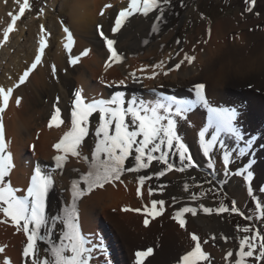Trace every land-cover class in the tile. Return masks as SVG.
Masks as SVG:
<instances>
[{
	"label": "bare ground",
	"instance_id": "obj_1",
	"mask_svg": "<svg viewBox=\"0 0 264 264\" xmlns=\"http://www.w3.org/2000/svg\"><path fill=\"white\" fill-rule=\"evenodd\" d=\"M28 2L32 6V0H28ZM128 2L129 0H64L61 3L60 12L58 14L47 17V20H45L46 18L40 20L33 17L31 20L33 24L27 27L30 28V31L27 33L24 32V29L28 23L24 20L27 17V13L31 10V7L26 10L23 17L20 15V9L23 7L25 0H15L13 2L12 0H2L0 2V56L4 55L5 51L9 50V46L14 43H20L21 38L26 39V43L30 42L28 48L26 45L23 48L26 50L24 53L17 51L15 55L11 56L10 60L7 59L6 61L3 59V62L6 61L5 63L1 62L2 60L0 59V88H13V99L22 98V106L17 110L12 104L13 100H11V96L7 110L0 116V121H2L5 115L9 116V114H12L14 111L17 113L12 120L7 119L5 123H3L6 149L8 150V144H10V148L14 149L12 152H15L13 153L12 159L15 167L11 170L10 174L12 183L18 188L23 185L27 187L31 181L32 170L36 166V163L42 164L44 167L52 164V152L45 153V156L42 153L43 156L39 159L38 156L35 157L30 155V153H26V143L35 140L34 138L36 137L37 141L35 140L34 142H36L37 148L42 149L40 151L44 152L49 148L47 147L49 141L58 140V137H61L70 129V119L64 124H61L60 127H49V121L55 107L61 108V119H64L65 115L70 116V109L74 98L73 94L77 89L83 90V95L87 101H91L93 98L96 99L97 96L93 95V90H101L105 98H109L115 91L123 90L126 91L128 96H136L138 98H144L149 102H154L156 99H162L163 96L172 95L168 93L171 92L168 88L171 90L178 89V94L173 92L174 95L177 94L175 95L177 98L193 100L195 98L194 93L189 90L195 83H204L206 86L205 94L210 102V106L228 108L233 106L240 107V104H242L243 107L247 105V112L242 108V114L239 116L237 123L246 134L259 137L254 147L255 164L253 171L254 184L260 186L261 183L264 182V32L257 29L259 31L253 34H246L244 39L245 43L241 46L238 45V43L231 44L223 40L221 41L223 43L218 45V50L215 51L210 49H200L198 51V49H196L197 47L193 48L192 42L197 41L199 43L200 41V43H202V39L205 40L207 38L211 41L213 35L215 38L220 33L218 37H221L223 34L221 32L228 28V25L229 28L235 27L233 21L232 23L222 21L220 23L218 22L219 24L215 26V30H208L206 26H202L199 29V37H196V35L189 37L188 44L184 43V41L182 44L177 45L174 51L170 50L169 52L166 51L167 49L165 50V47L167 46L168 39L172 37L175 30L169 27L170 15L168 13H166V21L162 25L159 33H151L152 21L149 18H143L138 15L130 18L131 22L126 23L125 27L122 28L119 33H110L109 29L114 25V16L118 15L119 11L123 7H126ZM59 3L60 0L53 1V4L56 6H58ZM106 4H111L112 8H104ZM102 10L107 13L105 16L100 15ZM60 14L69 15V22L66 23ZM45 16H47V14ZM41 25H44L47 32L49 29L53 34L55 33V41H48V47L45 49V55L42 57L41 65H38L37 69L30 74L28 80L23 85L15 87V85L19 83L20 76L31 66L37 54ZM98 25H103V30L109 35V38L116 39L117 44L114 45V47H117L118 53L123 57L120 64L113 63L111 67L106 66L109 53H107L105 45L98 34ZM65 27L70 29L73 33V55H80L85 49H90L88 56H84L85 58L81 56L80 61L76 65L68 63L69 54L63 49V44L66 42L64 39L65 34L63 33V28ZM248 27H250V25ZM238 35L231 37V39H233L232 41H237ZM145 40L148 41L147 44L144 43ZM55 46H57V48ZM201 47H203L202 44ZM18 49L19 48H17V50ZM223 50L226 52L224 53ZM133 54H136V57L139 59L138 69L133 68L136 64V58H134ZM185 54L194 55L196 57L194 63L189 65L185 62L179 69H176L174 67L175 64L183 59ZM152 58H156L157 63L163 61L164 67L162 70L154 69L153 66L148 64L152 61ZM53 64H55L57 68L55 76L51 74V66ZM153 71L158 74L155 78H150L152 77ZM133 72L141 78L140 82H133L130 76ZM165 73L167 74L165 75ZM94 74L96 75L94 76ZM98 76H100L99 79ZM202 79H204L205 82H201L200 80ZM121 80L125 81V85L121 86L119 84ZM102 82H107V85ZM209 118L210 113L207 108L202 105H194L192 110L188 113V122H181L179 125V134L189 146L194 160H196L201 167L196 170H189V172L185 173L173 171L166 174V176L159 181L153 179V181L150 180L149 182L152 181L155 187L160 183L167 185L162 193L166 190L167 192L163 195H161V192H156L158 197L168 196V191L174 192L178 196L176 197L177 203L174 204L173 200L170 201L169 211L171 210V212L169 214H175L176 211L184 206L193 207L197 210V221L199 223H205L207 225V230L212 236H223L230 230L227 221L216 220L212 223L209 222L207 215L215 216V211L212 214H205L200 209V205L203 204L213 209H216L218 206L216 202L208 199L203 193L199 195L193 193L195 189L194 183L200 182V185H206L207 183H204V181L213 179V185H219L225 188L241 206H244L249 197L242 177H224L223 166L218 154H215L216 176L210 177L207 175L210 170L207 169L205 160L198 148V133L203 127L208 125ZM36 130H40L41 132L38 137L35 136ZM9 135L13 138L12 144L11 142L7 143V141H9ZM228 137L229 136L225 135L223 139L226 144L231 147L233 145V140ZM86 141V145L83 146V155H90V148L88 145H91L94 149V139L90 137L86 138ZM240 146L242 147L243 145L241 144ZM248 159L249 157L246 155L240 162L231 164V169L235 170L240 164L246 163ZM82 163H85L82 158L70 157L66 169L71 170L73 166H79V164ZM175 163L178 165V159L175 160ZM130 165L131 159L126 162V166ZM159 167V165H156L155 168H150L146 170V172L150 174L158 170ZM51 169L52 168L47 167L46 170ZM29 173L30 176L27 178ZM64 174L65 176L63 178H61L58 173L55 174V184L54 188L49 193L47 208V212L50 216L58 214L64 206L65 202L62 201L64 196L68 203H70V200L67 199L68 187L64 185V179L68 177L72 179L79 177V171H66ZM142 174H145V172L133 173L125 176L124 179L127 183L126 185H128L127 189L122 186H118V188L114 189L111 186L112 184H110L105 185L103 188L96 189L86 197L81 198V201L78 203V209L82 222L81 224L86 233L100 217L103 204L109 205L110 203L125 201L128 198L126 191H132L131 187L134 181H137L139 175ZM179 180H184L185 183L189 185V191L185 192L183 190L184 185H177L175 191L169 186L171 183ZM145 186L143 187L145 188ZM65 188L67 189L64 192ZM192 194L197 195L196 200L191 199ZM117 206H119V204ZM165 214L164 220H167V215ZM189 214L190 213H186L183 217L185 219L183 228H181L179 224H174V221L167 222L163 227L154 228L153 221L152 225L150 224L146 231L151 228V231L155 232L157 235H164V233L168 234V239H171V243H168L170 250H176L179 244L180 246L178 248L186 247L187 244H193V246H195L192 239L188 241L187 238L182 235L189 225ZM105 216L116 228L117 232H115L117 234H114V236H122L121 232L123 233V230H127L121 225L122 222L120 223L117 217L132 218L128 216L127 213H120L118 210L115 214L106 213ZM137 216L134 218L136 219ZM198 219H202V222ZM8 227V225H0V240H6V249L8 250V254L5 253L7 255H5V258H9L8 260L15 264H22V262L27 263L23 258L22 249L21 253H18L19 258L17 257L16 248L20 241L17 242L16 240H18L19 237L5 235ZM13 227L16 228L15 225H13ZM142 231L144 230L142 229ZM172 232H175L179 236L178 238L175 235V237L178 238L177 245L174 244L175 241L173 243L174 236ZM225 242V247H229L227 246L229 243L227 241ZM119 245L125 248H120ZM119 245L118 249L129 252L128 249H126L129 247L126 243H121ZM193 246L189 247L187 250L190 251ZM1 254L2 253H0V259H4V255L2 257ZM223 254L224 253H222V255ZM119 256L123 259V264H126V256L122 254ZM153 258L148 260L145 264H158L157 262H152L154 260ZM119 264L121 263L119 262Z\"/></svg>",
	"mask_w": 264,
	"mask_h": 264
},
{
	"label": "snow or ice",
	"instance_id": "obj_2",
	"mask_svg": "<svg viewBox=\"0 0 264 264\" xmlns=\"http://www.w3.org/2000/svg\"><path fill=\"white\" fill-rule=\"evenodd\" d=\"M252 3L254 5L255 0H252ZM170 6V0H129L127 6L114 16V25L109 31L112 34L119 33L126 23L131 22L130 18L138 15L152 21L151 33H159L166 21V13ZM30 7L28 0H25L20 9L21 17ZM104 8L111 9L112 5L106 4ZM106 14L103 10L100 12L101 16ZM97 28L109 53L106 66L111 67L112 63L120 64L123 57L118 53L117 47H114L117 44L116 39L109 38L103 30V25H98ZM63 33L66 41L63 49L69 54L68 63L76 65L81 56H87L90 50L85 49L80 55H73V33L66 27L63 28ZM49 36L50 33L46 31L44 25H41L37 54L31 66L20 76L19 83L15 87L23 85L38 65H41L45 49L48 47ZM144 43L147 44L148 41L145 40ZM195 59L194 55L185 54L174 67L179 69L185 62L192 65ZM153 67L162 70L163 61ZM56 73L57 68L53 64L51 74L55 76ZM157 74L153 71L150 78H155ZM130 76L134 83L141 80L134 72ZM119 84L123 86L125 81L121 80ZM205 89L204 83H195L190 89L194 93L193 100L177 98L172 94L156 99L154 102L128 96L123 90L115 91L109 98L87 101L83 90L77 89L73 94L70 116L65 115L64 119H61V108L55 107L50 117L49 127L53 125L60 127L69 119L71 125L70 130L54 145L59 153L53 157L55 166L47 171L39 166L35 167L30 185L24 195H18L19 189L14 188L5 179L13 165L11 154L6 153L4 128L0 121V213L5 217V221L10 219L12 224L18 230H22L26 236L22 255L27 264H92L94 252L98 250L97 244L82 232L78 203L81 198L86 197L95 189L103 188L116 181L122 182L121 177L126 172H145L138 177L140 187L137 188V195H141L140 188L147 181L153 179L159 181L173 171L185 173L199 169L201 165L194 160L189 146L179 134L180 123L188 122V113L194 105H202L210 113L208 125L198 133V148L207 169L210 170L207 175L216 176L215 154H218L223 166L224 177L243 178L247 195L254 202L256 218L264 219V186L254 184L253 171L254 147L259 137L246 134L238 125L237 121L242 114L243 106L212 107L206 97ZM13 91V88H0V113H3L8 106ZM16 103L19 105L20 98L16 99ZM93 117L96 119L93 120ZM225 135L233 140L231 147L223 139ZM90 137L94 139V149L88 145L91 156L89 170L86 173H80L78 179H71L70 203L66 200L59 213L50 216L46 208L49 193L54 188L55 174L63 175L66 171H79L66 169L70 157L82 158L86 163L89 161V156L83 155V146L87 143L86 138ZM246 155L249 157L246 163L240 164L235 170L231 169V164L240 162ZM130 159L131 165L126 166V162ZM176 159L179 161L178 165L175 163ZM156 165L160 166L158 170L150 174L146 172L150 168H155ZM204 183L211 186L214 181L208 179ZM166 187L167 185L163 183L158 184L156 188L149 187V195L152 196L156 192L162 193ZM183 190L189 191L187 183L184 184ZM191 199L196 200L197 195L192 194ZM173 203H177L175 197H173ZM164 208L165 200L152 199L151 206L143 209L144 225H149L148 217L155 219L162 215ZM200 209L205 214H212L215 211L216 215H220L231 211L248 221L253 219L251 215H245L237 206L236 201L232 202L230 209L223 203L216 209L201 204ZM124 210L129 211L130 209ZM133 211L141 212L142 210L137 208ZM186 213L195 216L197 210L184 206L175 212L173 219L179 223L181 228L185 225L183 217ZM2 222L4 221H0ZM236 231H242L244 235L238 239L237 250L228 251L225 260L231 261L232 264H252V262L264 264V233L251 226L242 228L238 226ZM222 238L228 239L227 237ZM191 239L195 242V246L180 257L178 264H204V262L211 264L209 254L202 248V243L208 241L201 242L195 234L191 236ZM3 251L4 249L0 248V252ZM152 255V247L137 251L135 264H145L146 259ZM4 264H11V262L6 259Z\"/></svg>",
	"mask_w": 264,
	"mask_h": 264
},
{
	"label": "rangeland",
	"instance_id": "obj_3",
	"mask_svg": "<svg viewBox=\"0 0 264 264\" xmlns=\"http://www.w3.org/2000/svg\"><path fill=\"white\" fill-rule=\"evenodd\" d=\"M1 1L2 0H0V2ZM13 1H15V0H12V2ZM53 1L54 0H32L31 10L27 13V17L24 20L26 23H28V24H26V28L24 29L25 33L30 31V28H27V27H29L33 24V22L31 21L33 17L40 19V20L42 18H46L45 20H47V17L54 16L55 14H58L60 12L61 3L64 0H60V3L58 4V6L53 4ZM170 5L171 6L167 11V13L170 15L169 27L174 29L175 31H174L172 37H170L168 39L167 46L165 47V50L167 49L166 51H169V52H170V50L174 51L175 47H177V45H179V44H182L184 41H185L184 43L188 44L189 43L188 42L189 37H192L194 35H196V37L197 36L199 37V29L202 26L203 27L206 26L208 28V30H210V29L215 30V26L222 21L223 22L227 21V22H231V23L233 21L234 26L236 28L235 27L229 28V25H228V28H226L223 32H221V33H223L222 34L223 37L222 36L218 37L220 34L219 33L215 38L213 35V38L211 41L208 40V38H207L205 40L202 39V43H200V41H199V43L197 41L192 42L193 48L197 47L196 49H198V51L200 49H208V50L210 49V50L215 51V50H218V47H219L218 45H220V43H223V42H221L223 40L227 41L231 44L238 43V45L241 46L245 43L244 39H245L246 34H248V33L253 34V33L259 31L257 29H260L261 31L264 32V0H255L254 5L252 3V0H170ZM249 8H251V11H249ZM41 9H43L42 12H41ZM46 14H47V16H45ZM60 16L63 17V19L65 20L66 23L69 22V19H70L69 15L60 14ZM248 24L250 25V27H248L249 26ZM203 31H204V28H203ZM250 31H252V32H250ZM48 32L50 33L48 41H53L56 38L55 33L53 34V32L49 31V29H48ZM236 35H238L237 36L238 40L232 41L233 39H231V37L236 36ZM216 38H218V39H216ZM14 40H16V39H14ZM26 41H27L26 39L21 38L20 43L18 42L19 44L14 43L13 45L9 46V50H8L9 52L8 51L4 52L5 57H4V55L0 56V59L2 60L1 62H3V59H5L6 61H7V59L10 60L11 56L15 55L17 51L24 53L26 51L23 49L25 47V45L27 46V48L30 46L29 45L30 42L26 43ZM205 43H207V44H205ZM201 44L203 45V47H201ZM19 45H21V46H19ZM55 47L57 48V46H55ZM17 48H19V49L17 50ZM225 52L226 51H224V53ZM87 56H85V57H87ZM133 56H134V58H136V64H135V66H133V68L138 69L139 68L138 67L139 66V59H138V57H136V54L135 55L133 54ZM82 57H84V56H82ZM5 62H3V63H5ZM156 63H157V59L152 58V61H150L148 64H150L151 66H154ZM112 65H113V63H112ZM131 67H132V65H131ZM95 75L96 74H94V76ZM99 77L100 76H98V79H99ZM200 81L205 82L204 79H202ZM102 83H104V82H102ZM106 83L107 82H105L104 84H106ZM168 90L171 91V92H168L170 94H173V92L178 94V92H177L178 89L171 90L168 88ZM92 92L94 93L93 94L94 96H99V94L102 93L101 90H99V91L93 90ZM177 94H175V95H177ZM13 98L14 97H12V99H11V100H13L12 104L14 105V107L17 110L20 109V106H22V102H21L22 98H20L19 105H16L17 104L16 99L14 100ZM16 115H17V113L14 111L12 114H9V116L5 115L4 120L5 121L7 119L12 120ZM95 119H96V117H93V120H95ZM39 133H41L40 130H36L35 136L38 137L40 135ZM36 134H38V135H36ZM8 138H9L8 142H11V144H12V142H13L12 136H10ZM34 139L37 141L36 137ZM57 139L59 140L60 137H58ZM35 140H31L30 143H26V148L28 151V152L26 151V153H30V155L35 156V157L38 156L39 159H41V156H43V154L45 156L47 153L52 152V154H51L52 164H49L48 167L54 168L55 164L53 161L54 160L53 157H54V155L59 154V153H57L56 149L54 148V145L57 143L58 140L49 141V143H47V147H49V148H47V151H44V152L40 151L42 149L37 148V144H36V142H34ZM8 145L10 146V144H8ZM9 151H14V149L10 148ZM13 153H15V152H12V154ZM53 153H54V155H53ZM87 156H89V161L87 163L84 161L85 162L84 164L82 163V164H79V166H75V167L73 166L72 169H77L82 173H86L89 170V165L91 163V156L90 155H87ZM69 161H70V159H69ZM72 172H75V171H72ZM130 174H133V173H127L126 172L121 177L122 182L116 181L111 186L114 189L118 188V186H122V187L127 189L128 185H126L127 183H126L124 178H125V176L130 175ZM59 175L61 178H63L65 176V174H63V175L59 174ZM29 176H30V173H29L27 178H29ZM75 178L78 179V177H75ZM75 178H73V179H75ZM71 179L72 178H70V177L64 179V183H65L64 185L67 186L68 188L70 186ZM152 181L151 182L147 181L145 183L146 186L144 185L145 188L144 187L140 188L141 195H137V188L140 187V185L138 183V180L137 181L135 180L132 187H131L132 191L131 192L126 191L128 194V198L125 201L114 202V203H110L109 205L103 204V209L101 210L100 217L98 218L96 223H94L91 226L90 230L87 233L84 231V228L81 225L82 231L84 232V234L86 233L88 236L90 235L93 243H98L102 247V248H100L97 246L98 250L94 252L95 258L92 260V262L94 261L93 264H119V262L121 264H123V259L120 258V256H119L121 254L126 256V264L127 263L135 264V253L137 251L146 250L148 247L153 248V255L151 257H148L146 259L145 263L148 260L152 259L157 254L153 258L154 260L152 262H157L158 264H178L180 257L188 252L187 249L189 247L193 246V244L192 245L187 244L186 247L178 248L180 246V244L177 245L179 236L175 232L174 233L172 232V235L174 236L173 243L175 241L174 244L177 245V248H176V250H173V249L170 250V248L168 246L171 243V241H170L171 239L170 240L168 239V236H167L168 234L164 233V235H159V234L157 235L155 232L151 231L152 230L151 228L148 231H146V229L149 228L150 224L152 225L153 221H154L153 222L154 228L155 227H163L164 225H166L167 222L169 223V221H174L173 222L174 224H179L176 220L173 219L174 214L173 215L169 214L171 212V210L169 211L170 203H171L170 201L173 200V197L176 198L178 196L174 192H170V191H168V196H166V197H158V194H157L158 192L154 193V195L150 196L149 195V187H152V188L155 187V186H153ZM184 184H185L184 180H179L177 182L171 183L169 186L175 191L177 185H184ZM262 185H264V182L261 183L260 186H262ZM13 186H15V185H13ZM194 187H195V189L193 190V193H197V195L203 193L208 199H210L213 202H216V205L218 207L220 206L221 203H223L225 206L229 207V209H230L232 202L236 201L235 198L232 197L230 195V193L225 188H223L222 186H219V185H211L210 186L208 184H206V185L201 184L200 185V182H195ZM19 188H20L19 190L22 189L21 190L22 192L25 191V185H23L22 187H19ZM66 189L67 188L64 189V192L66 191ZM165 192H167V190ZM164 193H161V195H163ZM67 195H68L67 199L70 200V191L69 190H68ZM152 199H157V200L163 199V200H165V208H164L163 214L161 215L162 218H161V216H158L155 219L148 217V219L150 220V223L148 226H145L143 223V221H144L143 219L145 218V216H144L145 214L143 212V209L146 206L147 207L151 206V200ZM135 201H137V202H135ZM116 204L117 205L119 204V206H117ZM142 205H144V206H142ZM237 206L245 213V215H251L253 217V219L251 221H248L244 217H242L241 215H239L237 213H231V211H229L228 213L220 214V215L215 214V216L207 215V217L209 218L208 220L211 223L215 222L216 220H219V221L220 220H226L227 221V223L230 227V230L227 234H225L223 236L222 235L212 236V234H210V232L207 230V225L205 223H199L196 219V215L193 216L191 213L189 214V218H188L189 219V223H188L189 225L185 229V232L182 233V235H184V237H186L188 241H189V239H191V236L193 234L197 235L201 242L208 241L207 243H202V248L204 251H206L209 254L211 264H232L231 261L225 260V256H226V253L228 251L237 250L238 239L244 235V233L242 231L241 232L236 231L238 226L241 228L245 227V226H251L254 229H258L260 232L264 233V219H257L256 218L257 213L254 210V202L248 198V200L244 204V206L243 205L241 206L238 203H237ZM138 207L142 210L141 212L133 211L134 209H137ZM124 209H130V210L125 211ZM117 210L120 213H127L128 216L132 217L129 219L125 218V217H123V218L117 217V218H119V222L120 223L122 222L121 225H123L124 228L127 229V230H123V233L121 232L122 236H118V235L114 236V234H117L116 228L105 216L106 213L115 214V213H117ZM164 214L167 215V217H166L167 220H164ZM135 216H137V218H136L137 220L134 218ZM3 217H4L3 214L0 213V218H3ZM1 220L2 219H0V221ZM198 220H201L200 222H202V219H198ZM10 221L11 220L4 221V222L0 223V225L1 224L2 225H8L10 227V228L8 227L6 229L7 232L5 233V235L7 234L9 236L19 237V239L16 240L17 242L20 241L18 247L16 248L17 257L19 258L18 253L20 254L21 249H23V247L25 246L26 236L24 235L22 230H18L17 228L13 227V224ZM141 228L144 231H142ZM170 232L171 231L169 230V233ZM250 234L251 233H249V235ZM98 235L102 236V238H101V239H103L102 241H101V239L98 240V237H100ZM175 235L178 238H176ZM213 237H215V239H213ZM222 237H227L228 239H223ZM104 240L106 242V244H105L107 246L106 248L103 246ZM110 240H112V241H110ZM225 241H227L229 243V244L227 243L228 244L227 246H229L227 248L225 247V244H226ZM5 242H6V240H0V248L4 249L3 252H0V253H2L1 254L2 257L4 255V259L3 258L0 259V264H4V261L6 259H9V258H5V255L8 254V250L6 249V243ZM121 243L122 244L126 243L127 246L130 247V248L129 247L126 248V249H128L129 252H125V251H122V249H118L119 248L118 245ZM182 244H183V241H182ZM194 245H195V242H194ZM122 247L120 246V248H122ZM123 248H125V247H123ZM125 253H126V255H125ZM222 253H224V254L222 255ZM22 264H23V262H22ZM204 264H207V262H204ZM252 264H255V262H252Z\"/></svg>",
	"mask_w": 264,
	"mask_h": 264
}]
</instances>
